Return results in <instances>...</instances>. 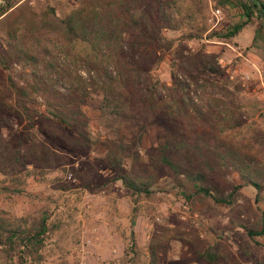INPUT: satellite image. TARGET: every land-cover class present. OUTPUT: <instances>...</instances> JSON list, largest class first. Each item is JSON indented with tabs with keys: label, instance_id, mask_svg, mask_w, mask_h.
Listing matches in <instances>:
<instances>
[{
	"label": "rangeland",
	"instance_id": "1",
	"mask_svg": "<svg viewBox=\"0 0 264 264\" xmlns=\"http://www.w3.org/2000/svg\"><path fill=\"white\" fill-rule=\"evenodd\" d=\"M66 1L69 5L76 2ZM219 1L203 0L199 22L206 31L200 38L185 40L180 36L183 28L164 30L174 42L168 50H157L162 61L150 76L169 86L174 71L179 80L190 83L191 89L182 108L171 106V115L160 103L119 111L113 102L91 90L77 105L88 121L83 152L59 151L61 164L38 169L13 164V136L23 130L24 122L0 107V216L39 213L44 218L53 205L72 201L75 207L66 233L59 230L48 240H56L62 250H69V257L59 258L60 251L53 248V257L41 264H75L73 257L76 264H132L124 254L123 237L137 245L139 257L134 264H208L195 256L196 250L206 246L216 247L221 264H264V238L249 239L238 226L260 222L264 188L257 199L255 189L245 185L229 166L205 160L182 146V142L192 145V137L200 134L204 141L211 137V145H239L249 153L253 165L264 166V25L253 15L243 23L245 17L237 2L221 6ZM215 9L218 19L212 15ZM235 25L239 27L235 29ZM229 31L232 35L227 34ZM211 32L215 34L208 36ZM178 46L184 59L200 51L206 53L218 71H196L185 61L180 65L175 56ZM27 73L28 69L16 62L0 67V97L12 106H17L18 98L28 109L43 113L40 97H16L9 88L11 81L21 84ZM79 74L86 76L82 70ZM163 94L159 91V98L152 102L166 99L160 98ZM36 117L35 113L34 120ZM28 132L36 143L54 149L43 141L36 124ZM79 143L73 140L75 146ZM160 150L177 165L178 177L183 171H199L224 194L239 185L230 204L199 200L179 188L172 168L152 161ZM113 155L121 157L120 165L126 169L136 162L154 173L148 196H131L123 187ZM13 175L16 180L12 182ZM260 182L264 186V180ZM185 185L189 190L196 186L193 182ZM14 188L19 191L13 192ZM10 240L13 264L19 241Z\"/></svg>",
	"mask_w": 264,
	"mask_h": 264
},
{
	"label": "trees",
	"instance_id": "2",
	"mask_svg": "<svg viewBox=\"0 0 264 264\" xmlns=\"http://www.w3.org/2000/svg\"><path fill=\"white\" fill-rule=\"evenodd\" d=\"M228 1L239 4L245 17L243 23L253 15L264 25L246 0H220L218 3L224 6ZM253 1L264 13V0ZM202 3L203 0H76L69 5L66 0H1L0 67L6 68L16 62L27 68L28 73L22 77L21 84L11 81L9 88L16 97H40L44 106L43 113L35 112L18 98L15 101L17 107L0 97V107L7 114L21 117L24 122L23 130L13 136V164L24 165L23 168L30 164L38 169H51L63 162L62 155L57 152H83L82 145L88 140V121L77 105L91 90H97L102 99L113 102V106L123 112L153 103H160L169 115L174 113L171 106L182 108L184 98L191 91L190 83L179 80L174 71H171L169 86L153 79L150 74L162 61L157 50H168L173 45L174 38L166 36L165 29L183 28L180 36L185 40L200 38L206 31L199 22L204 9ZM238 27L234 26L235 29ZM232 32L227 34L232 35ZM213 34L208 33V36ZM181 48L175 49L180 65L185 61L196 71L204 69L211 74L218 71L206 53L200 51L184 59ZM80 70L85 77L79 74ZM159 91L164 92L160 98L166 99L152 102L157 99ZM35 113L37 120H34ZM35 124L43 141L54 149L42 142L36 143L28 132ZM192 138V145L182 142V146L206 157L205 160L210 158L229 166L245 185L255 189L258 199L257 193L264 188L260 182L264 180V166L260 169V166L253 165L249 153L239 145L229 146L228 142L211 145L213 139L208 137L204 141L205 137L200 134ZM75 139L80 142L77 146L73 144ZM4 149L2 145L1 150ZM161 151L152 161L170 166L179 188L190 191L199 200L209 198L215 203L230 204L239 185L224 194L199 171H183L178 177L177 165ZM111 156H108L109 160ZM113 160L118 178L131 196L150 194L154 173L136 162L126 169L120 165L119 156L113 155ZM24 174H27L26 170ZM10 179L12 182L16 180L15 175ZM186 182H193L196 186L189 190ZM12 191L18 192L19 189ZM72 203L66 201L62 205H53L50 214L44 218L39 213L17 218L0 216V264L12 262L8 250L10 238L19 241L13 264H41L47 257H53V248L60 251L59 258L69 257V250H62L63 246L56 240L49 243L48 240L59 230L66 231L75 212ZM238 226L249 239L252 236L264 238V210L259 223H239ZM124 239V254L134 264L139 257L137 245L134 240ZM195 256L208 264H221L215 246L198 249ZM73 258L76 264L77 259Z\"/></svg>",
	"mask_w": 264,
	"mask_h": 264
},
{
	"label": "water",
	"instance_id": "3",
	"mask_svg": "<svg viewBox=\"0 0 264 264\" xmlns=\"http://www.w3.org/2000/svg\"><path fill=\"white\" fill-rule=\"evenodd\" d=\"M248 6L254 11L256 15L263 21L264 23V13L258 9V7L255 5L253 0H246Z\"/></svg>",
	"mask_w": 264,
	"mask_h": 264
},
{
	"label": "built area",
	"instance_id": "4",
	"mask_svg": "<svg viewBox=\"0 0 264 264\" xmlns=\"http://www.w3.org/2000/svg\"><path fill=\"white\" fill-rule=\"evenodd\" d=\"M218 13H219L218 9H215L214 12L212 13V15L215 16L216 19H218L219 18ZM211 20H212L211 17L207 19L208 22H211Z\"/></svg>",
	"mask_w": 264,
	"mask_h": 264
}]
</instances>
